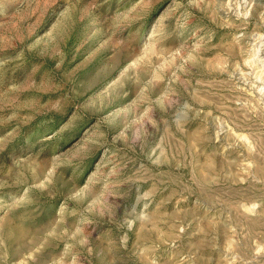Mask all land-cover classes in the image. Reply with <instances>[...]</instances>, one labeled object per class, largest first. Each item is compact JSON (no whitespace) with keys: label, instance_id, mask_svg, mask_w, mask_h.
Wrapping results in <instances>:
<instances>
[{"label":"rangeland","instance_id":"1","mask_svg":"<svg viewBox=\"0 0 264 264\" xmlns=\"http://www.w3.org/2000/svg\"><path fill=\"white\" fill-rule=\"evenodd\" d=\"M0 264H264V0H0Z\"/></svg>","mask_w":264,"mask_h":264}]
</instances>
